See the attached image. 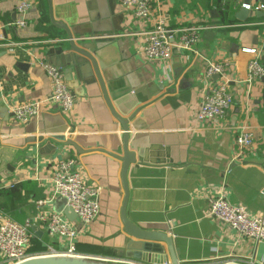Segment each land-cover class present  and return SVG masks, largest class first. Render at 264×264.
<instances>
[{
  "label": "crops",
  "instance_id": "0c3cea01",
  "mask_svg": "<svg viewBox=\"0 0 264 264\" xmlns=\"http://www.w3.org/2000/svg\"><path fill=\"white\" fill-rule=\"evenodd\" d=\"M19 1L0 0V32L13 44L0 46V210L19 223L33 218L36 202L53 194L55 163L74 158L87 182L98 189L100 202L96 219L80 231V255L128 259L120 254L127 237L120 216L122 163L110 154L121 153L120 123L91 61L67 51L66 33L52 23L49 1L31 0L24 28L12 24L19 17ZM263 2L235 0L229 9L233 21L223 24L215 6L173 10L175 0L154 5L150 19L136 17L119 0H52L53 18L68 26L77 45L96 58L114 109L134 115L129 120L130 143L135 148L157 147L167 161L131 166L127 216L145 230H171L181 263L252 259L264 264V242L243 237L207 215L208 199L221 193L250 213H264V76L251 85L245 82L254 57L247 49H262L264 64V14L250 11L245 21L235 16L242 3ZM159 12L173 28L204 25L196 48L209 59L228 62L226 75L235 102L221 121H195L204 94L219 78L205 77V61L177 47L167 63L145 57L147 32ZM205 30L214 34L204 36ZM40 59L61 67L76 107L66 114L47 102L37 117L20 122L13 115L15 106L46 99L52 92ZM245 125L255 144L240 157L235 135ZM62 136L74 140L81 152L58 142ZM10 183L14 185L7 186ZM46 238L43 245L58 246L56 239Z\"/></svg>",
  "mask_w": 264,
  "mask_h": 264
},
{
  "label": "built area",
  "instance_id": "2783aa9c",
  "mask_svg": "<svg viewBox=\"0 0 264 264\" xmlns=\"http://www.w3.org/2000/svg\"><path fill=\"white\" fill-rule=\"evenodd\" d=\"M121 5L131 9L140 19H150L154 12V5H160L162 0H119ZM31 0H21L16 5L19 15L12 24L19 28L27 26V12L32 8ZM249 11H264V2L258 4L242 3ZM156 23L150 31L143 45V53L149 61L169 62L177 47L180 50L191 51L195 56L206 62L205 77L211 78L218 75V79L212 84L203 96L202 102L196 111V122H217L224 119L235 102V96L230 90L229 79L226 75L228 62L209 59L201 53L196 45L201 40V26L170 27L166 19L159 12ZM249 24L243 22L241 25ZM0 46L12 47L13 44L0 32ZM254 57L247 67L245 82L249 85L264 76V64L261 61L262 49H247ZM45 70L51 86L50 96L43 100L31 101L17 105L13 108L14 117L20 122H26L37 117L45 103L58 105L63 113L70 114L75 110L76 97L72 88L65 79L61 67L46 60L37 61ZM68 138V137H67ZM235 143L238 148V156L241 157L244 150L252 148L255 137L248 126H240L235 135ZM53 194L49 199H40L36 202L38 211L33 218H28L24 223H19L0 210V255L2 264H18L38 255H80L77 239L82 228L88 227L100 213L98 189L87 182L82 172L76 166L74 158L58 160L52 173ZM10 183L7 186L12 187ZM67 200L75 213L81 227L70 221L63 212H56L52 208L57 196ZM209 208L207 215L219 219L235 230L239 235L254 241L264 242V213H250L243 206L227 200L225 193L212 196L208 199ZM40 224L47 236L58 241V246L45 244V250L38 254H31V226ZM129 264H150L131 259H119ZM263 264L254 263L252 259L240 261H226L218 264ZM170 264V263H166ZM179 264H216L211 262H193Z\"/></svg>",
  "mask_w": 264,
  "mask_h": 264
},
{
  "label": "water",
  "instance_id": "95a60500",
  "mask_svg": "<svg viewBox=\"0 0 264 264\" xmlns=\"http://www.w3.org/2000/svg\"><path fill=\"white\" fill-rule=\"evenodd\" d=\"M51 6L50 16L51 21L57 27L63 29L66 33V37L63 39L67 41L68 50L79 53L89 59L93 65L94 71L97 75L99 83L102 87L104 97L109 105L112 114L115 119L120 123L121 126V145L119 151L121 153H116L113 151L110 152L111 155L119 159L122 163L121 170V179L123 184V201L120 211L121 221L123 223L124 232L127 234L125 238V244L123 248L120 249V254H124V256L131 260L143 261L150 264H179L180 263V255L178 248L176 247L174 238L172 236V231H154V230H145L136 225L133 221H131L127 216V205L129 199V186H128V171L131 166L134 165L138 167L140 165L145 164H163L167 161H164L161 157L162 153L154 150L157 147H134L130 142L132 140V132L129 127V120L133 118L134 115L124 116L118 113L110 100L107 97L104 83L102 81V76L100 73V66L96 60V58L86 49L77 45L75 41V37L73 36L71 30L61 21H56L52 15V0H48ZM250 11L247 8H241L236 13V18L240 21H245L248 18ZM258 15H263L262 11H257ZM214 34L210 30L204 31V36ZM59 54H64V50L61 47L58 50ZM264 59V57H263ZM216 76V75H215ZM58 142L63 143L64 145H71L77 151L81 152L80 147L77 143L68 139L65 136L59 137ZM40 144V143H39ZM54 150H56V146L50 143ZM50 146V145H46ZM45 147H42L43 150ZM53 210L56 212H63L64 215L70 220H76V213L67 206L66 198L62 196H57L53 203ZM31 230L38 236L43 235V231L38 229L36 225L31 226ZM18 264H129L127 262H123L121 260L116 259H108V258H98L93 256L86 255H38L32 256L29 259L20 262Z\"/></svg>",
  "mask_w": 264,
  "mask_h": 264
},
{
  "label": "trees",
  "instance_id": "16d2710c",
  "mask_svg": "<svg viewBox=\"0 0 264 264\" xmlns=\"http://www.w3.org/2000/svg\"><path fill=\"white\" fill-rule=\"evenodd\" d=\"M235 4V0H175L173 10L181 9V6L183 7L182 9L190 8L191 10H194L196 8H202L208 10L215 6L221 12V22L227 24L233 21L229 16V9L234 8ZM46 236V233L42 236H38L31 230V245L29 248L31 254H38L45 250V244L43 245V242L47 240Z\"/></svg>",
  "mask_w": 264,
  "mask_h": 264
}]
</instances>
